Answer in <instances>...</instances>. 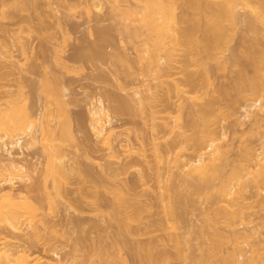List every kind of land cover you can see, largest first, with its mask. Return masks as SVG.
<instances>
[{"label": "rangeland", "instance_id": "1", "mask_svg": "<svg viewBox=\"0 0 264 264\" xmlns=\"http://www.w3.org/2000/svg\"><path fill=\"white\" fill-rule=\"evenodd\" d=\"M15 1L0 4V120H18V128L11 123L12 131L8 130L9 136L16 137L23 131L24 117L35 119L41 111L36 120L40 130L36 144L23 149L10 146V153L1 148L0 155L27 165L42 162L30 172L29 181L13 186L29 197L26 205L35 206L36 211L34 215L30 210L34 218L29 216L32 221L26 219L27 224L23 222L17 234H10V240L41 251L49 261L58 263L60 258L63 264H151L143 246L150 247L154 264H264V183L257 186L260 179L254 183L252 178L259 171L264 175V111L257 117L246 112L254 110L251 104L264 95V0H198L200 4L195 0L202 4L200 12V6L192 8L194 0L190 5V0L169 1L177 7V27L184 32L185 43L176 45L175 54L173 49L171 59H175H160L162 71L145 69L140 58L146 46L142 48V38L125 35L122 24L129 16L120 12L121 4L116 6L122 0H114L116 5L113 0V5L110 0H25L23 8L16 7ZM207 2L216 11L210 19L223 21L215 25L218 38L213 39L211 51L205 43L214 32L203 24ZM228 6L234 8L233 20ZM190 77L196 83L188 82ZM252 81H261L258 92L251 90ZM148 85L151 90L145 89ZM137 87L148 94L144 113L137 110ZM154 94L156 98L150 97ZM99 99L112 117L111 144L97 137L90 124V103ZM148 108L156 109L155 119ZM152 119L157 124L168 120L170 126L153 131ZM210 121L223 137L221 159L226 156V160L219 162H223L220 173L225 179L234 170L244 173L248 162L253 163L252 173L242 186H236L240 204L236 201V208L231 206L235 212L238 208V215L224 209L221 175L212 181L197 174L193 177L194 173L188 177L174 159L178 151L195 152L194 136L203 133ZM151 136L161 137L158 144L153 138L163 152L159 159ZM48 144L55 159H63L68 166L55 179L43 171L48 157L43 148ZM160 169L167 179H160L165 195H160L163 190L156 176ZM3 188L9 185L2 183ZM121 190L133 200L121 206L131 216L129 231L113 212ZM170 203H174L170 206L175 207L174 214L165 209ZM257 253L263 259L250 262L249 257ZM231 255L234 260L228 262Z\"/></svg>", "mask_w": 264, "mask_h": 264}, {"label": "bare ground", "instance_id": "2", "mask_svg": "<svg viewBox=\"0 0 264 264\" xmlns=\"http://www.w3.org/2000/svg\"><path fill=\"white\" fill-rule=\"evenodd\" d=\"M4 1H7V0H0V4H4ZM36 0H34V2H35ZM111 1V3H112V0H110ZM109 1V2H110ZM116 1V0H115ZM114 0H113V2H115ZM124 3L126 2H128L127 4H122V2H121V0H118L117 2H121V3H118V5H116V3L117 2H115L114 3V5H116V6H118L119 8H120V4H121V8H120V12L123 14L124 13V15H128L129 16V19H128V16H127V19L128 20H125V21H127L126 22V24L125 23H123L122 25H123V27H125V29L127 30V32H125V35H126V33L128 34V35H131V36H137V37H141L142 39V44H143V46H142V48L144 47V45H146L145 46V49H144V53H145V55H144V53H143V51H142V53L140 54V58L143 60V62H145V64H146V68L143 66V68H145V69H149L148 71H150L151 69H154V67H157V68H160L162 65L161 64H163V62H165V58H170L171 59V54H172V51H173V49H175L174 50V54H175V51L176 50H178V49H176L175 47H176V45L177 44H181V43H185V41H184V38H185V35H184V32H181V30H178V29H180V28H178L179 27V25H177V22L179 21V16L177 15V10H175L176 8H174L176 5L173 3V5H174V7H172L171 5H172V3L170 2L169 3V1H172V0H133V1H135V3L132 1V0H122ZM189 1V0H188ZM191 1V0H190ZM188 2L187 4H191L192 3V1L191 2ZM222 1V0H221ZM226 0H223V3L225 2ZM228 1V0H227ZM227 1H226V3H227ZM231 0H229V2H230ZM241 1V0H240ZM17 4H16V1H15V5H16V7L17 6H19L20 8H23L25 5H26V1L25 0H17ZM92 2V1H91ZM99 1H96V4L97 5H101V4H99L98 3ZM132 2V3H131ZM90 3V2H89ZM92 3H94V2H92ZM196 3V1L194 0V2H193V4L194 5H196V6H194L193 4H191V6H192V8H195L196 7V9L200 6L201 7V5H198V4H200V2L197 0V3L198 4H195ZM230 4V3H229ZM95 5V4H94ZM112 5H113V3H112ZM188 5V6H189ZM208 7H207V6ZM205 5V9L203 10V18H205V15L207 16V18H205V20L203 21L204 23L203 24H205L207 27H210L211 26V28L213 29V26H214V30H212L211 29V31H210V33L211 32H214V33H211V36L213 35V37H212V39L210 38L209 39V37H211V36H208L207 38H206V41H208L207 43H205L206 45H204V48H206L207 47V51L208 50H210L212 47H211V45H213V39H217L218 37V31L216 32V30H217V28L219 27H215V25L217 26V24H220V26L222 25V23H223V21H222V23H220V17L219 18H215L214 19V21L213 20H211V19H213L215 16V12L216 11H213V10H211V8L209 7L210 6V4H208V2H207V4ZM232 5V4H231ZM230 5V6H231ZM102 6V5H101ZM124 6V7H123ZM190 6V7H191ZM92 7H94V6H92ZM96 7V6H95ZM98 7V6H97ZM100 7V6H99ZM112 7V6H111ZM199 7V8H200ZM232 7V6H231ZM116 8V7H115ZM118 8V9H119ZM209 8V9H208ZM212 8H214V7H212ZM230 7L228 6V9H229ZM90 9H92V8H90ZM113 9H114V7H113ZM117 9V10H118ZM199 10H201L202 11V7L200 8V9H198V11ZM209 10H211V12L209 11ZM232 10H234V8L232 9ZM231 10V8H230V10H227V11H229L228 13H230V14H228V15H230L229 16V18H231L232 19V17H233V15H234V12ZM206 11H208V12H206ZM230 11H232V12H230ZM118 12H119V10H118ZM119 12V14H121ZM200 12V11H199ZM206 12V13H205ZM213 12H214V14H213ZM179 13V12H178ZM212 15H211V14ZM217 13H219V12H217ZM216 13V16H220V14L221 13H219V15ZM227 13V12H226ZM122 14H121V18H122ZM182 14V16H183V14L184 13H181ZM208 14L210 15L209 16V18H208ZM213 17V18H212ZM123 18L125 19V16H123ZM181 19H182V17H180ZM211 18V19H210ZM234 18V17H233ZM123 19V20H124ZM184 20H185V17L183 18ZM207 19H209V20H207ZM183 20V21H184ZM186 20H187V16H186ZM233 20V19H232ZM205 21H207L208 22V25L206 24V22ZM209 21H211L210 23H209ZM213 21V22H212ZM231 21V20H230ZM129 22V23H128ZM133 22H135V23H133ZM180 23V22H179ZM178 23V24H179ZM211 23H213V25H211ZM124 24H125V26H124ZM175 24V25H174ZM198 25V24H197ZM202 25V24H201ZM205 25H203V26H205ZM178 26V27H177ZM192 27V26H191ZM196 28V27H195ZM124 29V30H125ZM203 29V28H202ZM206 29V28H205ZM216 29V30H215ZM125 30V31H126ZM195 30V29H194ZM207 30V29H206ZM218 30H219V28H218ZM180 33H179V32ZM184 31V30H183ZM223 31V30H222ZM225 31V30H224ZM192 32V31H191ZM206 32V31H205ZM209 32V30H207V32H206V34H210V33H208ZM219 32H221V31H219ZM182 33H183V35H184V38H183V35H182ZM185 33H187L186 31H185ZM191 34V33H190ZM127 35V36H128ZM131 36H129V37H131ZM217 38H216V37ZM215 37V38H214ZM138 38V39H139ZM129 39V38H128ZM210 40L212 41V42H210ZM202 41V40H201ZM198 42V41H197ZM210 42V43H209ZM197 44V43H196ZM198 44H200V42H198ZM210 44V45H209ZM186 45V44H185ZM201 45V44H200ZM198 46V45H197ZM206 46V47H205ZM180 46L178 45V48H179ZM185 48V47H184ZM189 48V47H188ZM202 48V47H201ZM180 49H182V48H180ZM190 49V48H189ZM203 49V48H202ZM184 51H185V49H184ZM186 51H188V50H186ZM185 51V52H186ZM192 51V50H191ZM211 51V50H210ZM161 52H162V54H161ZM189 52V51H188ZM126 53V52H125ZM173 54V55H174ZM124 55V54H123ZM126 55V54H125ZM124 55V56H125ZM189 55V54H188ZM190 55H191V53H190ZM264 56V55H263ZM161 58H164V61L161 59ZM145 59V60H144ZM160 59L163 61L162 63H160ZM172 59H175L174 58V56H173V58ZM171 59V60H172ZM263 60H264V58H263ZM166 61H169V60H166ZM166 63H168V62H166ZM173 63V62H172ZM169 64V63H168ZM170 65H171V63H170ZM164 67H165V63H164V65H163ZM167 66V65H166ZM170 67V66H169ZM163 68V67H162ZM166 68V67H165ZM259 68V67H258ZM257 67H256V70L258 69ZM161 69V68H160ZM164 69V68H163ZM205 69V68H204ZM260 69V68H259ZM148 71H146L145 70V73L147 74V72ZM156 71V70H155ZM157 71H159V70H157ZM161 71H162V69H161ZM164 71V70H163ZM204 72H206V70H204ZM259 72V71H258ZM152 73V72H151ZM155 73V72H154ZM157 73V72H156ZM160 73V72H159ZM169 74V73H168ZM188 74V73H187ZM158 75V74H157ZM161 75V74H160ZM163 75V74H162ZM207 75V74H206ZM153 76H154V74H153ZM164 76H165V72H164ZM163 76V77H164ZM189 76V75H188ZM192 76H194V75H192ZM208 76V75H207ZM156 77V76H155ZM168 77V76H167ZM161 78V77H160ZM160 78H159V82H160ZM188 77H186V79H187ZM195 78V77H194ZM169 79V78H168ZM170 79H171V77H170ZM170 79H169V81H170ZM162 78H161V82H162ZM165 80V79H164ZM163 80V81H164ZM177 80V79H176ZM189 81L188 82H192V84H194V82H195V80L194 79H192L191 77L188 79ZM144 79H143V83H144ZM168 81V82H169ZM172 81V80H171ZM175 81V79H173V83H175L174 82ZM187 81V80H186ZM142 82V81H141ZM146 82V81H145ZM162 83H164V82H162ZM196 83V82H195ZM176 84V83H175ZM174 84V85H175ZM178 84V83H177ZM176 84V85H177ZM179 84H180V82H179ZM173 85V86H174ZM176 85H175V87H176ZM196 85V84H195ZM180 86V85H179ZM194 86V85H193ZM57 87V86H56ZM178 87V86H177ZM261 81H252L251 82V84H250V88H251V90L253 91V92H258L260 89H261ZM53 88H54V86H53ZM139 87H137V88H135L136 90H134V92L138 95H136V101L137 102H139V107H138V111H140V113H144V112H146V110H147V104H146V97H147V95H145L146 94V92L144 93V88H143V90H141V89H138ZM150 87H149V85H148V88H145V89H148V90H151V89H149ZM47 90V89H46ZM57 90V88H55V91ZM58 90H61L60 88H58ZM47 93H49L48 91H46ZM57 92V91H56ZM59 92V91H58ZM153 92V91H152ZM60 93V92H59ZM135 93H134V95H135ZM157 93V92H156ZM149 95H150V93H149ZM154 96H156V94H154L153 96H150V97H153V98H156V97H154ZM263 97H264V95L263 96H260V97H257L256 98V100L251 104V107L252 106H255V109L254 110H250V108L249 109H247L246 110V112H247V114H250V113H253L254 114V117H257L259 114H261V112H263L264 111V100H262L263 99ZM148 98V97H147ZM150 99H152V98H150ZM102 100V99H101ZM100 99L98 100V101H96V102H92V103H90V108H89V114H90V124H91V126H92V128H93V130H94V133L96 134V136L97 137H100L102 140H104V142H106V143H109V144H111V140L113 139L112 137H113V135L115 134V130H114V128H113V126L111 125L112 124V119H110V118H112V117H110L109 118V113H108V111L106 110V105H104V103L101 101ZM154 101V100H153ZM153 106H154V104H152ZM151 105V106H152ZM249 106H250V104H249ZM125 107V106H124ZM149 107V106H148ZM148 110H150L149 112L152 114V118L154 117L153 116V113H155V111H156V109H155V111L153 110V108L152 109H149L148 108ZM153 110V111H152ZM210 111V110H209ZM157 112V111H156ZM26 113H28L27 111L25 112V115H26ZM209 113V112H208ZM150 114V115H151ZM258 114V115H257ZM12 116V115H11ZM27 116H28V114H27ZM26 116V117H27ZM155 116H156V114H155ZM157 116H158V114H157ZM156 116V117H157ZM169 116V115H168ZM30 117V116H29ZM29 117H27L26 119H25V117H24V124H23V121H22V128H23V131H21V134L19 133L16 137H13V136H9V135H11V131H12V128L13 127H11V128H9L10 127V125H11V123H12V126L14 125V128H18L16 125H17V122H18V120L16 121L15 120V117L13 118V117H11L10 119H9V117H7L5 120H4V118L2 119L1 118V120H0V149L1 148H5L9 153H10V146L11 147H14V146H19V147H21L22 149L24 148V147H26V148H29V147H31L32 145H34V144H36L37 143V141H38V136L37 135H39V134H37V131L38 130H40L39 129V127H37L38 125H37V121L38 120H40V118H41V111H39V113H37L36 114V118L34 119V117L32 118V116H31V118H29ZM108 117V118H107ZM150 117V118H151ZM161 117V116H160ZM167 117V116H166ZM15 120H13V119ZM157 118H159V117H157ZM168 118V117H167ZM259 118V117H258ZM154 119H155V117H154ZM8 120H12V121H14V122H16V124L14 123V122H8ZM37 120V121H36ZM152 121H153V125L151 126L152 127V129H153V131L155 130H157L158 131V127L159 126H161L160 128H162L163 129V126L162 125H164L165 126V128H167L168 127V125H169V123H168V120L166 121V123H163V121H162V124H157V122H154V120L152 119ZM160 121H158V123H159ZM169 122H171V121H169ZM20 123V122H19ZM161 123V122H160ZM209 122H207L206 123V126H208V128L207 127H205V131H203L202 130V132L203 133H199V134H197L196 136H194V141L193 142H195V143H193L194 144V149H192L193 151H195V152H192L191 151V154H180V151H178L177 153H179V154H177V155H174V159L176 160V161H178V168H179V170L181 169L182 171H183V174H184V171H185V169H186V171H185V174L186 173H188L187 174V176L189 175V174H191V173H194V174H191L193 177H196L197 175H199L201 178H205V179H211V181H212V179H214V178H216L217 177V179H218V177H219V175H221L219 178H221V182H220V186H219V192H220V196L222 197V200H223V202H225L226 204H224L225 205V207H224V209H227L228 211H230V212H234V213H236L237 215L239 214V212L237 211V209H235L236 210V212L234 211V208L231 206V205H235L234 207L236 208V205H238V194L240 193V189L239 188H236V186L237 185H239V186H242L243 185V183L246 181L245 179H246V177L249 175V174H251L252 173V169H251V167H252V165H253V163L252 162H248L249 163V165H247V167L245 168V172L244 173H241L240 171H233V173L231 172V177L229 178L228 176H227V178L225 179V175H224V173H223V175L221 174L223 171H221L222 169V167H220L221 165V163H222V165H223V162H219V161H223L224 159L226 160V156L224 157V159H221V158H223V156H222V150H221V146L223 145V144H221L222 143V138L218 135V130L216 129L217 127L216 126H212L211 125V121H210V123L208 124ZM173 124V123H172ZM209 125H211V126H209ZM167 126V127H166ZM170 126V125H169ZM175 126H177L176 125V123H175V125H173V127H175ZM172 127V126H171ZM173 127L172 128H170V129H173ZM20 128V127H19ZM22 128H20V130L22 129ZM164 128V129H165ZM169 128V127H168ZM206 128H207V130H206ZM11 129V131H8V130H10ZM151 129V130H152ZM161 129V130H162ZM166 130V129H165ZM164 130V131H165ZM169 130V129H168ZM167 130V131H168ZM174 130H175V128H174ZM184 130V129H183ZM164 131H162V133L164 132ZM166 131V132H167ZM172 131V130H171ZM170 131V132H171ZM159 132H160V130H159ZM220 132V131H219ZM152 133H154V132H152ZM9 134V135H8ZM155 134V133H154ZM153 134V135H154ZM168 134V133H167ZM179 134H181V133H179ZM184 134V131H182V135ZM219 134H221V133H219ZM156 135H157V133H156ZM185 135V134H184ZM225 134H223V136H224ZM160 136L162 137V135L160 134ZM159 136V139H158V136H157V139H158V141H160L161 142V137ZM152 137V136H151ZM165 137V136H164ZM163 137V138H164ZM155 139V141L157 140L156 139V136L155 137H152L151 139H152V143H153V141H154V139ZM221 139V143H220V140ZM106 140V141H105ZM154 143H157L158 144V142L156 141V142H154ZM153 143V150H154V152H155V154H154V156L155 157H157L158 159L162 156V154L161 153H163V152H161V148H160V145L158 146L157 144H154ZM193 144H192V146H193ZM127 145V144H126ZM48 146H50L49 144H48ZM110 146V145H109ZM192 146H191V148H192ZM44 147V146H43ZM46 147V148H45ZM43 149H45V153L47 154L48 153V157H47V160L45 161V164H44V170L43 171H45V173H47V174H51V175H53L52 177L54 178V176H58L59 174L61 175H63V173H64V169L65 168H67L68 166H66V164L67 163H65V161L63 160V159H60L59 161H57L56 159H55V157H54V154H53V148H52V146H50V147H47V146H45ZM50 148V149H49ZM163 151V150H162ZM182 152V151H181ZM225 152H226V150H225ZM193 153V154H192ZM224 153V152H223ZM227 153H225V155H226ZM164 155V154H163ZM184 155L186 156V155H188V156H190V157H185L184 158ZM192 155V156H191ZM251 156V154H249V157ZM255 156H258V155H255ZM254 157V156H253ZM46 158V157H45ZM262 158H264V155H263V157ZM4 159V158H3ZM2 158H1V155H0V186L2 185V183H7V185H9V189H5L4 190V188L3 189H0V225L1 226H3V228H6L7 230H5V229H1L0 228V234L2 233V235H0V264H63V263H61V259L60 258H57V260L58 261H60V262H58V263H56V262H54V261H49V259L48 258H46L45 256H44V254H42L41 253V251L39 252H37L36 250H32V249H30V247H27V246H25V244H23V242L22 243H16V242H13V241H11L10 239H11V237L9 238V235L10 234H17V232H19L20 230H21V225H22V223L23 222H25V224H27L26 222V219H28V220H31V218H32V216H34L35 215V206H33V208H29L28 206L29 205H26L27 203H26V201L25 200H27L29 197L27 196V195H24V194H22V193H19V191H15V188L13 187L14 186V184L17 182V181H19V182H21V183H23V182H27V181H29L31 178H32V174L30 173L31 171L32 172H34L35 171V169H37V167L39 168V166L41 165V162L42 161H35L34 163H32L31 165H27V164H25L24 162H20V161H18L16 158H14V157H10V158H8L7 160H3ZM41 159V158H40ZM39 159V160H40ZM221 159V160H220ZM252 159V157L250 158V160ZM42 160V159H41ZM224 160V161H225ZM228 160V159H227ZM253 160V159H252ZM260 160V159H259ZM258 160V161H259ZM261 161V160H260ZM259 161V162H260ZM252 163V164H251ZM256 164H257V161H256ZM255 164V165H256ZM260 164V163H259ZM177 165V164H176ZM254 165V166H255ZM126 167H128V166H126ZM256 167V166H255ZM159 168V167H158ZM184 169V170H183ZM233 169H235V168H233ZM232 169V170H233ZM237 169V168H236ZM128 170V169H127ZM161 170V169H160ZM158 171V172H156L157 173V177H158V180H159V184H160V182H162L161 180L164 178V176H163V178H162V170L161 171ZM257 171L259 170L258 168L256 169ZM256 170L254 171L255 173H256ZM123 171H125V169H123ZM116 172V171H115ZM221 172V173H220ZM260 172V171H259ZM258 172V174H257V176H252V178L254 179V178H256V180H254V183H255V181H257L258 180V178L260 179L259 181H258V184H257V182H256V185L258 186L259 185V182H261L262 181V183H264V178H263V176H262V174L263 173H259ZM125 173H126V171H125ZM177 174H178V172H176ZM182 173V172H181ZM181 173L179 172V175H181ZM197 174V175H196ZM117 175V174H116ZM254 175V174H253ZM186 176V177H187ZM184 177V176H183ZM189 177V176H188ZM191 177V176H190ZM222 177H223V180H222ZM162 178V179H161ZM197 178V177H196ZM55 179V178H54ZM161 179V180H160ZM186 179V178H185ZM203 179H202V181H203ZM225 179V180H224ZM228 179V180H227ZM166 181L167 179H163V181ZM201 180V179H200ZM245 180V181H244ZM164 181V182H165ZM206 181V180H205ZM210 181V180H209ZM55 183H56V181H55ZM162 184L164 185V183L162 182ZM162 184H160V186L161 187H159V188H163V185ZM165 184H167V183H165ZM57 185V184H56ZM260 186V185H259ZM58 187H60L59 185H58ZM164 187H165V185H164ZM163 190V194H160V195H165L164 194V189H162ZM161 190V191H162ZM118 193H119V195H117V202H116V204L117 205H115L116 206V208L114 207V215L116 214L117 215V219H118V216H119V219L121 220V225H123L124 227H125V229L126 230H130L131 229V222H130V220H129V218L131 217V216H129V214H127V215H125L124 214V212H123V210H122V207L121 206H123V205H128L129 203H131L133 200L129 197V196H127L122 190L121 191H118ZM162 193V192H161ZM161 197V199H163L162 197L163 196H160ZM165 197V196H164ZM163 200H165V199H163ZM162 200V201H163ZM28 201V200H27ZM236 201L238 202V203H236ZM30 202V201H29ZM165 202V201H164ZM170 201H168V203H169ZM172 202V201H171ZM236 203V204H235ZM29 204V203H28ZM240 204V203H239ZM164 205H166V204H164ZM169 205V204H168ZM172 204L170 203V205L169 206H165V209L166 210H168L167 208L169 207V209L171 210V211H167L169 214L171 213V214H174V212H175V210H174V212H173V209H175V207L174 208H170V206H171ZM174 206V203H173V205L171 206V207H173ZM140 207V204H137V209H141V208H139ZM167 207V208H166ZM230 207V208H229ZM232 208V209H231ZM34 211L33 213H34V215H31V214H33L31 211ZM227 210H225V211H227ZM140 212V211H139ZM238 212V213H237ZM233 213V214H234ZM227 215L229 214V212L228 213H226ZM231 215V214H230ZM29 216H31V218L29 217ZM135 216V215H134ZM171 216V215H170ZM235 217H236V215H235ZM34 218V217H33ZM32 218V219H33ZM120 220H118V221H120ZM32 221V220H31ZM29 223V227H31L30 226V222H28ZM32 225V224H31ZM33 227V226H32ZM123 227V228H124ZM25 228V227H24ZM35 230V229H34ZM128 230V231H129ZM19 234V233H18ZM21 234V233H20ZM82 237V236H81ZM84 238V237H83ZM85 239V238H84ZM178 238L177 237H174V240H175V242H176V240H177ZM86 240H87V238H86ZM90 240V239H89ZM80 241V240H79ZM178 241V240H177ZM81 242H82V240H81ZM177 243V242H176ZM85 245H86V243H85ZM78 247V246H77ZM142 248H145L146 250H147V255H148V261L151 263V264H154L153 262H154V260H152L153 258H152V256H151V254H150V247L148 248L147 246H143ZM74 249H76V248H74ZM144 249V250H145ZM240 249H242V247L240 248ZM255 249V248H254ZM258 254V253H257ZM56 255H58V253H56ZM252 256V255H251ZM254 256V255H253ZM255 259H257V260H262L263 259V256L261 255V254H258V255H255V257H249V260H250V262H253ZM227 260V259H226ZM229 260H230V262H232L233 260H234V258H233V256L231 255V256H229L228 257V262H229ZM64 261V260H63ZM114 262V261H113ZM112 262V264H117V263H113ZM85 263V262H84ZM156 263V262H155ZM83 264V263H82ZM156 264H158V263H156Z\"/></svg>", "mask_w": 264, "mask_h": 264}]
</instances>
